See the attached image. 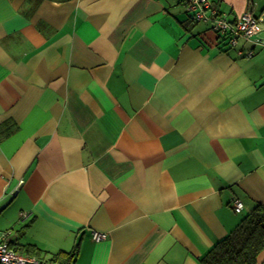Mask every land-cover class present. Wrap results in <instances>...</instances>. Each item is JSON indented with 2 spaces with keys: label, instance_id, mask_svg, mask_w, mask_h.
<instances>
[{
  "label": "crops",
  "instance_id": "0c3cea01",
  "mask_svg": "<svg viewBox=\"0 0 264 264\" xmlns=\"http://www.w3.org/2000/svg\"><path fill=\"white\" fill-rule=\"evenodd\" d=\"M185 3L0 0L11 246L63 264H201L264 206V28L232 45ZM212 3L231 21L264 9Z\"/></svg>",
  "mask_w": 264,
  "mask_h": 264
},
{
  "label": "built area",
  "instance_id": "2783aa9c",
  "mask_svg": "<svg viewBox=\"0 0 264 264\" xmlns=\"http://www.w3.org/2000/svg\"><path fill=\"white\" fill-rule=\"evenodd\" d=\"M185 7L195 20L210 21L215 33L227 35L232 45L239 37L251 39L264 28V9L258 15H253L247 10L238 19L231 21L225 12L213 5L212 0H186ZM255 40L258 41L257 38ZM232 206L239 211L243 204L240 199L234 198ZM8 235L9 230L0 232V264H63L16 250L10 245ZM106 236L104 232H91V237L95 241H100Z\"/></svg>",
  "mask_w": 264,
  "mask_h": 264
},
{
  "label": "trees",
  "instance_id": "16d2710c",
  "mask_svg": "<svg viewBox=\"0 0 264 264\" xmlns=\"http://www.w3.org/2000/svg\"><path fill=\"white\" fill-rule=\"evenodd\" d=\"M191 20L196 22L194 18ZM26 250L27 254L40 257L38 252L30 250V248H26ZM263 250L264 206L258 204L249 214L243 217L235 228L218 240L205 256L200 258V263L258 264V256ZM75 251L73 252L75 253ZM73 252H68V254L73 255ZM70 255H68V258L71 257ZM51 260L58 261V257H53Z\"/></svg>",
  "mask_w": 264,
  "mask_h": 264
}]
</instances>
